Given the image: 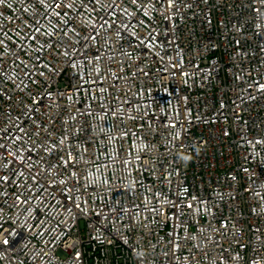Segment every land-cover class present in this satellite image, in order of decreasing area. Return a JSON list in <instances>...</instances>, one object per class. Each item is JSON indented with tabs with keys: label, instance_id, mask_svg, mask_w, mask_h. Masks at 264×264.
Returning a JSON list of instances; mask_svg holds the SVG:
<instances>
[{
	"label": "built area",
	"instance_id": "built-area-1",
	"mask_svg": "<svg viewBox=\"0 0 264 264\" xmlns=\"http://www.w3.org/2000/svg\"><path fill=\"white\" fill-rule=\"evenodd\" d=\"M0 264H264V0H0Z\"/></svg>",
	"mask_w": 264,
	"mask_h": 264
}]
</instances>
